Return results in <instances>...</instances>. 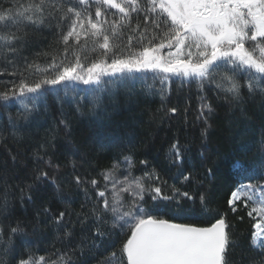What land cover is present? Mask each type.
I'll return each mask as SVG.
<instances>
[{
    "label": "snow or ice",
    "instance_id": "snow-or-ice-1",
    "mask_svg": "<svg viewBox=\"0 0 264 264\" xmlns=\"http://www.w3.org/2000/svg\"><path fill=\"white\" fill-rule=\"evenodd\" d=\"M111 9H116V13H111ZM110 15L118 18L110 20ZM133 15L137 18L143 15V28L139 22L133 26ZM53 21L63 48L37 53L38 56H50L42 66L23 55L28 44L27 29L45 24L52 26ZM149 71L154 73L153 81L158 80L161 85L158 94L162 104L169 95L165 84L173 78L180 79L181 84L195 83L198 89H202L208 80L225 93L230 106L240 108L241 115H245L241 105L248 100L260 96L264 102V0H7V3L0 0V76L19 78L18 82H11V88L5 82L0 99L20 98L23 106L21 120L30 119L36 101L42 100L47 91L46 86L66 82L95 86L91 104L93 109H98L105 91L127 87L130 82L140 79L136 73ZM30 75L38 78L29 81ZM218 75L219 80L216 79ZM241 80H244L243 84ZM145 87L146 94H157L152 91L153 85L146 81ZM199 99L197 119H203L207 125V115L213 113L214 107L207 97L200 96ZM167 112L175 115L178 109L171 107ZM9 124L15 135L19 131L17 122L10 120ZM61 130L71 135L70 121L63 113L58 124L50 128L52 138ZM6 131L0 127V138ZM201 136L207 137V127L201 130ZM261 144L264 145V140ZM46 148L47 143L39 146L45 150V155ZM190 151L188 142L181 143L176 137L165 158L178 166ZM69 152L73 157L69 161L71 172L65 174L64 183L75 184L77 192L82 191L86 204L90 205L86 213L78 214V222L90 224L86 230L91 232L92 247L105 251L114 248L108 239L113 235L107 228L110 221L121 232H130L119 252L111 251L102 264H233L229 252L235 242L228 231L231 226L226 221V214H220L209 227L171 222L187 218L180 198L192 200L188 191L181 192L173 185L172 194L166 195L163 186L167 181L153 183L160 180L155 169H145L141 176H134L135 161L129 156L114 161L111 168L101 171L102 184L100 179H88L80 174L77 160L83 157L79 147L70 148ZM17 155H11L13 163L17 162ZM200 155L203 158V149ZM261 155L259 167L247 165L239 158L233 162L236 184L228 199L232 212L242 205L247 209V216L255 221L251 246L262 258L259 261L253 258L249 264H264V151ZM34 160L37 165L46 164L48 170L34 169L31 182L19 188L20 200L35 203V193L46 186H55L57 197L71 203V198L66 199L60 187L61 166L53 165L51 158L45 161L39 150L34 153ZM121 163L126 165L121 173L123 179L117 177ZM140 164L147 165V161L141 160ZM49 170H52L51 174ZM208 172L211 174V169ZM178 176L189 183L194 179L182 168ZM3 183L0 214H7L9 197L15 193L9 191L6 179ZM125 193L129 194L128 198ZM145 195L153 201L174 202L171 218H157L146 209ZM200 203L205 212L209 211L203 193ZM81 208L85 205L82 204ZM43 212L49 215L51 210L44 207ZM66 217L70 214L64 210L49 215L58 229L64 231V236L71 240L73 233L68 229L71 221ZM27 228L28 224L23 221L9 227L8 239L0 247V264H3V256L15 253L16 237H20L25 245L30 243L26 239ZM3 233L4 226L0 223V237ZM40 261H44V257H40ZM16 264L36 262L29 257L19 259ZM50 264H73L72 256L64 253Z\"/></svg>",
    "mask_w": 264,
    "mask_h": 264
},
{
    "label": "trees",
    "instance_id": "trees-1",
    "mask_svg": "<svg viewBox=\"0 0 264 264\" xmlns=\"http://www.w3.org/2000/svg\"><path fill=\"white\" fill-rule=\"evenodd\" d=\"M3 2L7 3V0ZM94 11L93 7V15ZM116 11L111 9V13ZM116 18L118 17L115 15L108 17L110 20ZM137 22L141 28L145 26L143 15L139 18L133 15V26ZM64 30H67L66 26ZM26 39L28 44L23 55L42 66L50 60V56H38L37 53L63 48L59 43L55 21L52 26L45 24L28 28ZM135 75L140 79L130 82L127 87L120 86L105 91L102 94V105L98 109H93L91 104L92 89L95 86L81 82L46 86L43 99L36 101L37 106L32 110L28 121L20 119L23 110L20 98L9 101L0 99V127L7 129L4 137L0 138V190L4 188L3 180L6 179L9 191L15 193V196L9 197L8 213L0 214V223L4 226L0 247L8 239L9 227L15 226L17 221L28 224L26 239L30 241L25 245L20 237H16L15 253L3 256V264H16L19 259L29 257L36 264H50L64 253L71 254L73 264H102L111 251L119 252L126 236L130 235L127 230L121 232L119 228H114L110 221L107 228L113 235L108 239L114 244V248L105 251L103 248L92 247L91 232L86 230L90 224L82 225L78 222V214L86 213L90 205L86 204L83 192H77L75 184L64 183L65 174L71 172L69 161L73 159L69 149L75 147L80 148L83 157L77 160L80 174L88 179H100L102 184L104 181L99 175L101 171L111 168L114 161H122L124 156L135 161L134 176H141L145 169H155L160 180L153 183L167 181V185L163 186L166 195L172 194L171 186L174 185L181 192L188 191L193 197L192 200L180 198L187 218L171 222L209 227L220 214H226V221L231 226L228 231L232 233L235 242V247L229 252V259L233 264H249V260L253 258L257 261L262 258L251 246L252 224L255 221L247 216V209L242 205L238 206L236 212H232L228 205L230 193L236 184L232 171L233 162L239 158L247 165L259 167L262 160L264 102L261 97L257 96L241 105L245 112V115H241L240 108L230 106L225 93L214 82L206 80L202 89H198L195 83L181 84L180 79L173 78L165 84L169 95L162 104L158 94L161 85L158 80L153 81L154 73L149 71ZM36 78L38 77L35 75L28 76L29 81ZM18 79L10 75L0 76V91L5 90L6 81L7 87L11 88V82H18ZM216 79L219 80V75ZM145 81L153 85L152 91L157 94H146L148 90ZM240 82L243 84L244 80ZM244 91L247 94V90ZM200 96L207 97L214 107L213 113L207 115V125L203 119H197ZM5 104L7 107H4ZM171 107L178 109L175 115L167 112ZM61 113L70 121L71 135L61 130L53 139L50 128L58 124ZM10 120H15L19 126L15 135L12 134ZM205 127L207 137L203 138L201 130ZM176 137L181 143L187 141L191 148L186 160L178 166L170 164L165 158L170 143ZM45 143L47 155L45 150L39 149ZM202 149L203 158L200 155ZM38 150L45 161L51 158L53 165L61 166L60 187L65 198H71V203L57 197L55 186H46L35 193V203L20 200L19 188L31 182L34 169L40 167L48 170L46 164L37 165L35 162L34 153ZM16 154L17 162L13 163L10 157ZM141 160L147 161V165L140 164ZM123 166L125 165L121 163L120 169ZM181 168L186 175L192 174L194 179L191 183L178 176ZM208 169H211V174ZM49 171L51 174L52 170ZM201 193L206 196L207 212L200 203ZM143 203L157 218L170 219L173 214L174 202L153 201L145 195ZM82 204L85 205L83 209ZM44 207L50 208L49 215L61 210L70 214L66 220L71 221L68 224V229L73 233L71 240L64 236V231L58 229L49 215L44 214ZM40 257H44V261H40Z\"/></svg>",
    "mask_w": 264,
    "mask_h": 264
},
{
    "label": "rangeland",
    "instance_id": "rangeland-1",
    "mask_svg": "<svg viewBox=\"0 0 264 264\" xmlns=\"http://www.w3.org/2000/svg\"><path fill=\"white\" fill-rule=\"evenodd\" d=\"M82 84H83V83H82ZM125 167H126V165L123 166L122 169H120V172H117V177H118L119 179H123V176L121 175V173L123 172V170H124ZM109 188H111V184H109ZM124 195H125L126 198H128V196H129V194H127V193H125Z\"/></svg>",
    "mask_w": 264,
    "mask_h": 264
}]
</instances>
